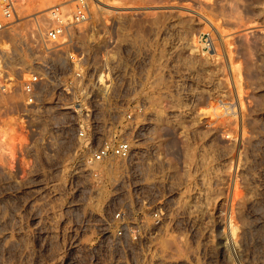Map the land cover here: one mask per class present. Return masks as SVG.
<instances>
[{"label":"rangeland","instance_id":"1","mask_svg":"<svg viewBox=\"0 0 264 264\" xmlns=\"http://www.w3.org/2000/svg\"><path fill=\"white\" fill-rule=\"evenodd\" d=\"M59 3L70 10L76 4L18 0L16 23L0 35L9 43L1 51H15L9 65L18 78ZM88 3L97 29L77 27V44L100 55L106 43L92 37L110 36L141 47L146 65L158 68L144 77L147 115L155 121L148 152L178 167L187 183L170 191L162 234L144 250L93 243L91 204L67 201L63 264H264V0ZM18 248L4 236L1 264H60L41 244L32 252Z\"/></svg>","mask_w":264,"mask_h":264},{"label":"built area","instance_id":"2","mask_svg":"<svg viewBox=\"0 0 264 264\" xmlns=\"http://www.w3.org/2000/svg\"><path fill=\"white\" fill-rule=\"evenodd\" d=\"M75 2L50 8L20 78L9 65L15 51L0 50V241L9 235L25 252L41 244L60 264L67 201L91 204L93 243L144 250L162 234L170 191L187 183L178 167L148 152L155 121L144 77L158 68L146 65L141 47L110 36L92 37L106 43L100 55L77 44V27L97 28L88 0ZM17 3L0 0V35L16 23Z\"/></svg>","mask_w":264,"mask_h":264},{"label":"bare ground","instance_id":"3","mask_svg":"<svg viewBox=\"0 0 264 264\" xmlns=\"http://www.w3.org/2000/svg\"><path fill=\"white\" fill-rule=\"evenodd\" d=\"M198 14L204 16L205 19V15H203V13L201 14L200 12L196 11ZM199 15V16H200ZM216 23V22H215ZM214 21H212V19L207 18L206 17V24L212 28H214L216 31L218 30V26H216L217 24H215ZM219 31V30H218ZM9 43L6 42V40H2L0 41V50H5L7 49ZM203 48H206L205 45L203 46ZM20 61V60H19Z\"/></svg>","mask_w":264,"mask_h":264}]
</instances>
